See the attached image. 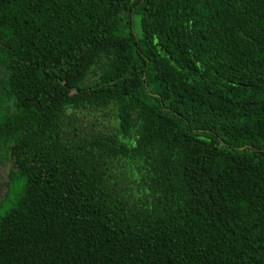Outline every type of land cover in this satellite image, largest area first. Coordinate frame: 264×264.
I'll return each mask as SVG.
<instances>
[{"label":"trees","instance_id":"1","mask_svg":"<svg viewBox=\"0 0 264 264\" xmlns=\"http://www.w3.org/2000/svg\"><path fill=\"white\" fill-rule=\"evenodd\" d=\"M3 149L0 264H264V0H0Z\"/></svg>","mask_w":264,"mask_h":264},{"label":"rangeland","instance_id":"2","mask_svg":"<svg viewBox=\"0 0 264 264\" xmlns=\"http://www.w3.org/2000/svg\"><path fill=\"white\" fill-rule=\"evenodd\" d=\"M9 168L10 165L7 161L5 149H3V151H0V202L5 200L8 187L11 183L10 179L8 178ZM16 190L17 185L12 183L8 198L0 205V215L10 207L11 199L14 198Z\"/></svg>","mask_w":264,"mask_h":264}]
</instances>
